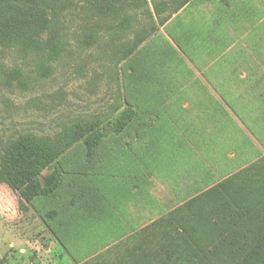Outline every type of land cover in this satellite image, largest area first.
<instances>
[{"label": "rangeland", "instance_id": "rangeland-1", "mask_svg": "<svg viewBox=\"0 0 264 264\" xmlns=\"http://www.w3.org/2000/svg\"><path fill=\"white\" fill-rule=\"evenodd\" d=\"M177 1L0 3V28L29 39L0 45V144L135 114L90 159L82 140L45 170L42 189L61 174L49 195L26 203L0 181V264H82L264 163V0Z\"/></svg>", "mask_w": 264, "mask_h": 264}, {"label": "trees", "instance_id": "trees-1", "mask_svg": "<svg viewBox=\"0 0 264 264\" xmlns=\"http://www.w3.org/2000/svg\"><path fill=\"white\" fill-rule=\"evenodd\" d=\"M19 1L23 0L0 3ZM180 1L175 4L191 0ZM27 40L11 24L0 28V45L5 48L22 47ZM56 57L58 52H50L42 69L49 70L48 62ZM5 79L23 85L25 81L17 69L7 71ZM114 112L74 121L53 136L28 132L0 144V181L26 203L53 193L61 174L53 186L42 189L45 170L56 168L58 160L82 140L90 159L103 138L120 134L135 116L129 106ZM82 264H264V163L233 174Z\"/></svg>", "mask_w": 264, "mask_h": 264}, {"label": "water", "instance_id": "water-1", "mask_svg": "<svg viewBox=\"0 0 264 264\" xmlns=\"http://www.w3.org/2000/svg\"><path fill=\"white\" fill-rule=\"evenodd\" d=\"M56 180V173L54 172L51 176L44 178V188H49L51 186H53V184L55 183Z\"/></svg>", "mask_w": 264, "mask_h": 264}, {"label": "crops", "instance_id": "crops-1", "mask_svg": "<svg viewBox=\"0 0 264 264\" xmlns=\"http://www.w3.org/2000/svg\"><path fill=\"white\" fill-rule=\"evenodd\" d=\"M202 150H204V149L202 148ZM197 151L199 152V151H200V149H198Z\"/></svg>", "mask_w": 264, "mask_h": 264}]
</instances>
